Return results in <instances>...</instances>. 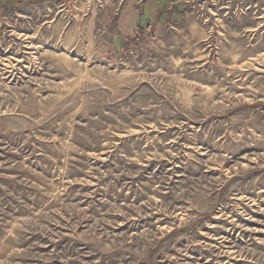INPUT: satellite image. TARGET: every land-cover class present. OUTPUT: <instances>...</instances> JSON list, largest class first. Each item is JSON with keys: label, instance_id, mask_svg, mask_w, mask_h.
<instances>
[{"label": "rangeland", "instance_id": "374dc122", "mask_svg": "<svg viewBox=\"0 0 264 264\" xmlns=\"http://www.w3.org/2000/svg\"><path fill=\"white\" fill-rule=\"evenodd\" d=\"M127 2L0 0V264H264V0Z\"/></svg>", "mask_w": 264, "mask_h": 264}, {"label": "crops", "instance_id": "0c3cea01", "mask_svg": "<svg viewBox=\"0 0 264 264\" xmlns=\"http://www.w3.org/2000/svg\"><path fill=\"white\" fill-rule=\"evenodd\" d=\"M190 1L191 0H147L143 11L140 12L137 3L134 0H128L118 17V26L125 33H131L139 29V27L147 28L149 31L151 28L171 25L172 22H166L167 19L176 17V15L180 13V10H182L179 8L182 3H188Z\"/></svg>", "mask_w": 264, "mask_h": 264}]
</instances>
